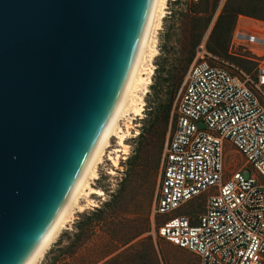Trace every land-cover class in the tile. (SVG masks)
<instances>
[{
  "label": "water",
  "instance_id": "95a60500",
  "mask_svg": "<svg viewBox=\"0 0 264 264\" xmlns=\"http://www.w3.org/2000/svg\"><path fill=\"white\" fill-rule=\"evenodd\" d=\"M137 3L0 0V264L65 178L109 90Z\"/></svg>",
  "mask_w": 264,
  "mask_h": 264
},
{
  "label": "built area",
  "instance_id": "2783aa9c",
  "mask_svg": "<svg viewBox=\"0 0 264 264\" xmlns=\"http://www.w3.org/2000/svg\"><path fill=\"white\" fill-rule=\"evenodd\" d=\"M256 23L250 30L238 22L226 52L252 64L251 74L197 49L162 155L156 235L199 264H264V22ZM227 147L244 159L230 174ZM200 198L203 213L177 214Z\"/></svg>",
  "mask_w": 264,
  "mask_h": 264
},
{
  "label": "rangeland",
  "instance_id": "374dc122",
  "mask_svg": "<svg viewBox=\"0 0 264 264\" xmlns=\"http://www.w3.org/2000/svg\"><path fill=\"white\" fill-rule=\"evenodd\" d=\"M226 1L168 0L166 15L157 34L159 54L153 63L152 83L144 98L143 115L134 122L138 135L130 131L131 136L126 141L130 148L129 155L121 159L115 169L108 160L109 152L106 153L99 166V178L92 185L94 189L101 190L103 196H93L96 206H89L75 214L72 223L58 235L40 264H48L52 257L58 255L59 249L66 253L64 264H199L194 255L157 237L156 229L164 219L154 216L152 209L163 151L175 127L177 101L185 76L196 61L197 49L204 46L211 57L228 61L247 74L253 71L254 66L250 63L216 55L207 49V38ZM206 5L208 9L216 5V11L211 17L209 33L208 29L194 46L195 39L190 36L192 12L201 11ZM238 22L250 30L260 26L244 16H239L236 24ZM239 54L243 55V52L240 50ZM198 127L204 128L201 123ZM111 142L115 146V139ZM224 159L228 174L244 165V159L231 147H227ZM110 172H114V175H110ZM203 211L200 198L180 209L177 214L190 216ZM98 216L100 220L95 221ZM81 223L85 225L84 237L78 243L76 236Z\"/></svg>",
  "mask_w": 264,
  "mask_h": 264
},
{
  "label": "bare ground",
  "instance_id": "6f19581e",
  "mask_svg": "<svg viewBox=\"0 0 264 264\" xmlns=\"http://www.w3.org/2000/svg\"><path fill=\"white\" fill-rule=\"evenodd\" d=\"M168 0H138L136 10L104 101L81 140L70 167L47 211L8 264H40L75 214L95 207L93 196H103L92 185L106 153L113 168L126 159V141L143 115L145 96L158 56L157 34L166 15ZM123 123V124H122ZM115 139V146H112ZM114 175V172H110Z\"/></svg>",
  "mask_w": 264,
  "mask_h": 264
},
{
  "label": "trees",
  "instance_id": "16d2710c",
  "mask_svg": "<svg viewBox=\"0 0 264 264\" xmlns=\"http://www.w3.org/2000/svg\"><path fill=\"white\" fill-rule=\"evenodd\" d=\"M238 1L245 4H238ZM215 11L216 5L210 9H208V6L206 5V8L201 11L192 12V27L190 36L195 39L194 46L201 41L209 29L211 17ZM239 16L264 22V0H227L221 8V11L217 16V19L207 38L206 46L208 51L216 55L227 56L226 52L230 36L235 28L236 20ZM239 62L243 61L240 60ZM238 64L240 67L247 69V67L242 63ZM99 220L100 217H96L95 221ZM84 227L85 225L81 223L79 233L76 236V242L78 243H80L84 237ZM65 257L66 253H64L62 249H59L58 255L52 257L48 264H64L63 262H65Z\"/></svg>",
  "mask_w": 264,
  "mask_h": 264
}]
</instances>
